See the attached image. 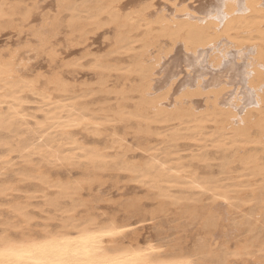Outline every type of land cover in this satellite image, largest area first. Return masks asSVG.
Returning a JSON list of instances; mask_svg holds the SVG:
<instances>
[{"label":"bare ground","instance_id":"bare-ground-1","mask_svg":"<svg viewBox=\"0 0 264 264\" xmlns=\"http://www.w3.org/2000/svg\"><path fill=\"white\" fill-rule=\"evenodd\" d=\"M6 1L0 2L1 19L6 14ZM161 1L170 2L176 13L172 16L155 14L154 0H54L53 3L58 13L68 14L65 27L70 36L74 35L78 40H86L90 33L103 27L112 28L114 37L109 54L93 63L101 77V86L106 73L121 71L120 67L110 65L108 59L114 54L134 53L130 66L123 69L125 73L137 75L142 82L132 90L139 95L132 110H126L125 105L120 104L115 111L109 112L110 118L93 115L83 101L89 90L75 95L59 77L41 85L40 78H23L17 74L11 59L0 62V148H4L0 155V174H5L2 171L6 172L13 165L14 154L20 158L26 167L16 171L18 179L35 181L39 185L36 192L41 203L35 208L47 214L41 224H35L36 217L29 210V200L36 197H27V202L22 203L13 196L16 191L13 184L1 182L0 198H13L4 204L7 215L0 220V264H231V260L247 262V259L264 264V164L259 163L255 154L247 153L238 158L235 155L240 148L262 145L264 137H254L252 130H261L260 134H263L264 108H256L258 114L254 121L245 117L248 124L235 127V119L231 118L234 113L224 109L226 105L220 98L223 90L238 84L243 72L233 58L221 64L218 61L217 65L211 63L210 67L204 65L200 57L201 52L220 38L231 41L236 47L253 48L258 68L254 67L249 86L257 91L256 86L264 80L261 72L264 70V0ZM24 17L28 18L29 13L25 12ZM57 22L53 20V24ZM160 39L169 43L166 57L170 61L156 71L145 59L148 47L160 44ZM135 43H140L144 51L135 52ZM177 44L184 51L182 59L175 54L170 56ZM156 73L160 75L162 86L158 89L167 86L166 91H170L183 74L184 79L177 83H182L179 87L188 86L185 92L212 93L214 96L206 105L208 109L197 114L181 109L171 112L164 108V103L162 107L158 100L149 99L147 94L157 89L153 84ZM200 88H206V91ZM250 97L244 101L246 107L254 106ZM32 100L39 105L40 119L25 111L24 105ZM258 101L262 104L261 100L255 102ZM29 119L34 120L32 129L28 127ZM130 120H135L140 125L138 132L146 135L152 133V125L176 123L177 127L168 138L167 135L162 138L173 147L178 146L179 141H189L201 149L209 144L210 148L221 150L224 157L219 171L229 184L213 179L201 180L184 163L171 159L175 149L165 152L160 159V152L144 146L142 152L146 158L131 162L126 157L127 148L116 136H112L108 147L115 150L112 156L104 147H84L73 134V129L81 126L86 130L91 128L93 134L98 135L105 123ZM208 123L214 125V130L205 136ZM157 136L161 134L157 133ZM206 154L203 151L199 155L206 159ZM202 157L198 159L203 161ZM234 161H238L242 171L251 178L261 176L262 182L250 185L247 190L248 184L243 185L238 176L232 180L231 164ZM81 163L84 170L94 173L107 167L126 172L157 201L158 212H163L166 206L174 207L191 224L199 226L202 237L192 250L175 249V245L172 248L157 235V238L143 241L132 237L136 234V226L142 225L145 219L120 221L108 213L105 218H100L94 213L93 206L79 200L81 192L93 179L61 181L52 179L46 170L47 166L78 167ZM173 191L186 194L177 196ZM195 193L198 197L193 196ZM205 195L212 201L222 202L225 211L214 212L210 205H201ZM67 202L68 206H65ZM244 206L251 209L252 221L233 216ZM138 208L136 203L123 210L126 214H134ZM51 221H56V225L52 226ZM226 226L237 234L245 232L231 249V245L217 244L211 236L216 231L220 234L217 237H221Z\"/></svg>","mask_w":264,"mask_h":264},{"label":"rangeland","instance_id":"rangeland-1","mask_svg":"<svg viewBox=\"0 0 264 264\" xmlns=\"http://www.w3.org/2000/svg\"><path fill=\"white\" fill-rule=\"evenodd\" d=\"M53 3L54 0L6 1L4 6L5 17L3 19L0 18V62L11 59L17 74L23 78H40L38 80L41 85L47 80L59 77L75 95L83 94V92L89 90V95L83 101L87 103L93 115L105 116L106 118L108 116L110 118L111 114L109 112L115 111L120 104H124L126 110H132L134 104L139 100V95L133 93L132 90H136V88L141 86L142 82L137 75L125 73L123 69L130 66L134 53L114 54L113 58L111 57L112 59L109 58V64L120 67L121 71L114 70L106 73L103 77L105 82L101 86V77L99 73L97 74L98 70L93 68V63L96 59L105 58L109 54L114 37L112 28L103 27L94 33H90L86 40H78L74 35L70 36L69 30L65 27L64 22L67 20L68 14L66 12L58 13L53 7ZM154 4L155 14L172 16L176 13V8L170 2L154 0ZM25 12L29 13L28 18L24 17ZM53 20H57L58 22L53 24ZM138 36H140V33ZM159 42L160 44L158 45L155 44L148 47L147 51L149 53L147 52L148 57L145 59L147 65L155 66L156 71L163 67L166 62L170 61V59L168 60V56L166 57L169 54L167 53L170 47L169 43L165 39H160ZM134 46L135 52L144 51L140 43H135ZM170 54V56L175 54L178 59H182L184 51L180 47V44H177ZM200 57L203 64L210 65V67L213 64L217 65L218 61V64H221V62L229 58L234 59L243 74L238 80V84L230 85L223 90L220 100L224 101L226 105L225 110L234 113L231 118L235 119V127L246 126L248 122H245V117H248L247 120L250 122L254 121L258 110L264 108V80L256 86L257 91L255 92L249 86V81L253 78L252 75L256 69L254 67L258 68V63L255 61L254 49L236 47L231 41L220 38L216 43L201 52ZM261 72L264 73V70H261ZM157 75L156 73L153 84L158 89L162 86H160V75ZM184 77L182 74L178 77V81L184 79ZM177 82L176 84L179 85L175 86V84L170 91H166L167 86L165 87L164 84L163 90L155 89L154 91L156 92H149L147 94L148 98L158 100L161 102V105L164 103L163 105L166 106L164 108L171 112L181 109L191 110L197 114L208 109L206 105L210 103V100L214 96L212 93L201 92L193 94L185 92L188 86L179 87L182 83ZM200 89L202 90V88ZM203 89L202 91L205 92L206 88ZM249 94L253 95V97L251 98ZM248 96L254 100L253 107L247 106V108L246 104H244ZM206 99H209V101L206 102ZM257 100H261L262 104H259V101L255 102ZM34 101L32 100L24 105L25 111L28 114H34L37 119H40L41 114L37 112L39 105ZM33 123L34 120L29 119L28 127L30 129L33 128ZM139 126L135 120L114 121L105 123L101 127L103 131L100 130L98 135H94L90 127V129L86 130L85 127L81 126L74 128L73 134L84 147H104L106 148L105 152L112 156H114L115 150L108 147L112 136H116L122 140L121 142L127 148L126 157L131 162H139L146 158V154L142 152L144 146L150 147L158 151V153L160 152V159H163L165 152L174 151L175 149V152L170 156L171 159L184 163V166L188 167L190 172L195 173L201 180L213 179L222 182L224 185L229 184V181L225 180V176H222L219 171V166L224 157L221 150L218 151L210 148L209 144L206 148L201 149L189 141H179L176 147H173L171 143L163 142V135H167L166 138H168L170 132L177 127L174 122L165 126L152 125V133L148 135L138 132ZM207 126L208 128L205 129L207 135L205 136H208L214 130L212 123H208ZM252 132L254 137H264V129L262 130V135L260 134L261 130L258 129H253ZM157 133H160L161 136H157ZM3 135L4 133L1 134V136ZM203 151L204 153L207 152L206 159L199 155ZM3 153L4 148H0V155ZM247 153L255 154L259 159V163L264 164V138L262 145L240 148L235 155L238 158ZM229 155L232 156L233 154L230 153ZM198 157H202L203 161L202 159H198ZM12 158L13 165L6 172L2 171L5 174H0V184L3 181L12 183L16 189L13 192V196L22 203L27 202V197H36L29 200V210L36 217L34 223L39 222L41 224L47 214L40 213L35 208V206L37 207L41 203V200L38 198L39 194L36 192L39 189V185L31 180L19 181L16 171L26 166L15 154ZM33 163L38 164L36 162ZM231 168L232 174L230 177L232 180H235L236 176H238L243 185L248 184L247 190L250 188V185L254 186V184H259L263 180L261 176L251 178L247 172L242 171L238 161H234L231 164ZM46 170L52 179L61 181H74L87 177V179H93L90 183L91 186H85L79 200L80 203L83 201L93 206L94 213L100 218H105L108 213L109 216H114L120 219V221L134 222L137 219H145L142 225L139 224L140 228L139 225L136 226V234H132V237L137 238L138 241L158 237L169 244V246H172V248L175 245V249L180 248L181 250L188 251L192 250L196 241L202 237L199 234V226L191 224L189 219L181 216L174 207L166 206L163 212H158L157 201L144 188L133 182L131 176L124 171L107 167L94 173L90 170H84L82 163L78 164V167L68 166L62 168L57 166L50 168L47 166ZM173 194L179 196L185 195L186 192L173 191ZM193 196L198 197V194L195 193ZM12 198L10 197L7 200L0 198V220L6 218L7 213L5 212L4 204ZM202 198L201 205H210L211 210L214 212L225 211V205L219 200L212 201L206 195ZM136 203L139 206L138 211H134V214L124 213V207ZM65 206H68V202L65 203ZM250 210L248 206H244L240 210L241 213H239L240 211H235L233 216L240 219H244L245 217L252 221L253 218L249 216L252 212ZM255 210L256 208L253 211ZM256 212H254L255 215H257ZM151 213H153L152 218ZM262 221V228L264 229V215ZM50 224L55 226L56 221H51ZM226 227L225 231L221 233L223 234L221 237H217V234L218 236L220 234L216 231L212 232L211 236H213L212 239L217 244H226L228 247L231 245L232 247L230 246L229 248L231 249L234 247L233 244L235 242L245 236V232L241 231L237 234L234 231H229L231 228L228 226ZM254 262L252 259H247V262L231 260V264H255Z\"/></svg>","mask_w":264,"mask_h":264}]
</instances>
